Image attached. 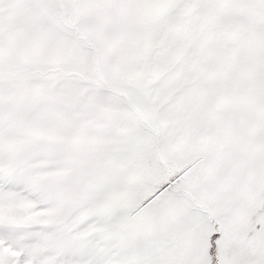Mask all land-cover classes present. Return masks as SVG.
I'll use <instances>...</instances> for the list:
<instances>
[{
  "label": "snow or ice",
  "instance_id": "1",
  "mask_svg": "<svg viewBox=\"0 0 264 264\" xmlns=\"http://www.w3.org/2000/svg\"><path fill=\"white\" fill-rule=\"evenodd\" d=\"M0 264H264V0H0Z\"/></svg>",
  "mask_w": 264,
  "mask_h": 264
}]
</instances>
